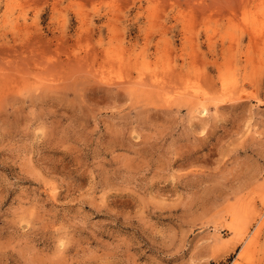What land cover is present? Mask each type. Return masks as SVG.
Segmentation results:
<instances>
[{
    "label": "rangeland",
    "instance_id": "374dc122",
    "mask_svg": "<svg viewBox=\"0 0 264 264\" xmlns=\"http://www.w3.org/2000/svg\"><path fill=\"white\" fill-rule=\"evenodd\" d=\"M0 264H264V0H0Z\"/></svg>",
    "mask_w": 264,
    "mask_h": 264
},
{
    "label": "bare ground",
    "instance_id": "6f19581e",
    "mask_svg": "<svg viewBox=\"0 0 264 264\" xmlns=\"http://www.w3.org/2000/svg\"><path fill=\"white\" fill-rule=\"evenodd\" d=\"M156 76H157V75H156ZM142 80H144V79H142ZM140 82H141V81H140ZM142 82H143V81H142ZM142 82H141V83H142ZM138 83H139V82H138ZM194 85H195V84H194ZM189 89H190V88H189ZM179 93H180V92H179ZM198 97H199V96H198ZM199 98H200V97H199ZM199 109H200V110L202 109L201 112H203V114H204V111H205L204 106H203V108H199ZM200 110H199V111H200ZM198 113H199V112H198ZM199 114H200V113H199Z\"/></svg>",
    "mask_w": 264,
    "mask_h": 264
}]
</instances>
